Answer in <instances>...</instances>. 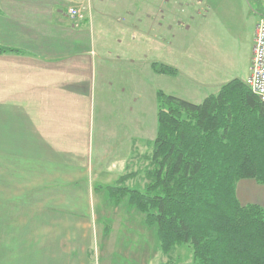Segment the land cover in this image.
Returning a JSON list of instances; mask_svg holds the SVG:
<instances>
[{"label": "crops", "instance_id": "crops-1", "mask_svg": "<svg viewBox=\"0 0 264 264\" xmlns=\"http://www.w3.org/2000/svg\"><path fill=\"white\" fill-rule=\"evenodd\" d=\"M236 2L0 0V47L7 51L0 54V264H99L92 236H71V228L91 226L89 215L76 213L91 212L94 196L131 174L142 148L153 150L159 93L201 103L249 78L255 14L244 72L196 93L204 87L197 57L219 58L201 29L216 18L238 38ZM71 7L83 8L82 22L69 16ZM155 65L177 73L161 74ZM236 196L264 210L263 184L241 180ZM62 207L71 214L61 215Z\"/></svg>", "mask_w": 264, "mask_h": 264}, {"label": "trees", "instance_id": "trees-1", "mask_svg": "<svg viewBox=\"0 0 264 264\" xmlns=\"http://www.w3.org/2000/svg\"><path fill=\"white\" fill-rule=\"evenodd\" d=\"M130 176L107 188L109 200L142 214L165 255L186 246L193 264H264V210L236 196L241 180L264 185V104L241 80L198 104L159 93L148 182L126 187Z\"/></svg>", "mask_w": 264, "mask_h": 264}, {"label": "rangeland", "instance_id": "rangeland-1", "mask_svg": "<svg viewBox=\"0 0 264 264\" xmlns=\"http://www.w3.org/2000/svg\"><path fill=\"white\" fill-rule=\"evenodd\" d=\"M236 1L243 15V19H238L237 23L239 25L238 38L228 30L226 24L222 22L223 24L221 25L219 20H215L216 18H213L211 21L208 20L201 29L200 34L204 37L206 43L208 45L213 43L214 46H217L219 58L210 62V60H201L199 56L197 57L196 72H198V70L199 72L196 73V77L199 83L203 84L204 87L199 86L200 88L198 87L196 93L203 95L211 90L209 88L210 86H207L209 83L231 77L235 72L239 74L244 72L246 55L248 53L247 31L249 23L255 15L257 16L258 24V21L264 17V13H261V11L264 10V0ZM259 1L263 3L261 2L259 4ZM196 3L199 4V1ZM247 11L250 13L251 17L248 16ZM102 22L103 24L106 23V21ZM113 25L114 31H116V29L118 30V24L113 23ZM109 30L112 31L111 29ZM216 31H225L217 35L218 41L216 38L215 40H213V38L211 39V35ZM210 49L211 46H208V51H206V55L209 57L211 56ZM247 80L248 78L245 79V81H241L248 87ZM174 82L178 83V88L183 92L184 86L189 90V93H192L194 90L184 85L182 82ZM174 82L172 85L173 90L176 88ZM151 154L152 151L142 148L138 156H134L135 161L131 164L133 167L131 166L130 168L131 174L128 175L135 177L132 182L127 180V182L124 183L126 187L137 189L144 188L148 182L146 171L150 168ZM94 197L95 202L92 203L94 205H91V209H93L91 212L83 210V212L76 213L79 217L89 215L91 226L88 228L84 227L85 229H83V226H80V224L78 228H71V230L73 229L74 231L71 236H82V238H84V235H91L94 242H97V244L94 245V249L99 253V264H167L171 259L174 264H193L192 253L186 246H178L170 255H165L160 249L156 229L148 228L143 222L144 216L134 210H130L127 202H125L126 204L124 206H114L109 200L110 196L107 191ZM69 210V207H62L60 211L62 212L61 215L71 214L68 213ZM49 215H51V212ZM70 246L74 247L73 244ZM105 254H110L106 262Z\"/></svg>", "mask_w": 264, "mask_h": 264}, {"label": "built area", "instance_id": "built-area-1", "mask_svg": "<svg viewBox=\"0 0 264 264\" xmlns=\"http://www.w3.org/2000/svg\"><path fill=\"white\" fill-rule=\"evenodd\" d=\"M68 13L77 24L85 19L84 10L81 7H71ZM250 71L251 74L247 80L248 87L259 101L264 104V17L260 19L257 27Z\"/></svg>", "mask_w": 264, "mask_h": 264}]
</instances>
